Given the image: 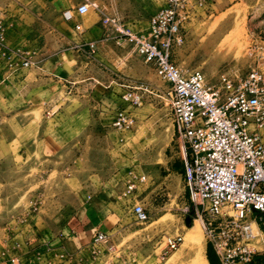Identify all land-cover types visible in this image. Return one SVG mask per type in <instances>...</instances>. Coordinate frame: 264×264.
I'll return each instance as SVG.
<instances>
[{"label":"rangeland","instance_id":"374dc122","mask_svg":"<svg viewBox=\"0 0 264 264\" xmlns=\"http://www.w3.org/2000/svg\"><path fill=\"white\" fill-rule=\"evenodd\" d=\"M77 1L0 0V60H43L70 52L78 62L88 63L86 79L75 85L81 88L61 93L50 106L51 115L44 107L29 108L20 129L7 132L9 148L0 157V264L17 263L28 254L30 242L54 234L64 218L87 200L100 198L113 215V247H92L88 260L55 251L38 256V264H94L100 250L108 252L103 264H193L198 249L205 255L208 241L201 221L191 214L182 172L167 170L171 155L180 159L169 87L126 43L108 42L107 52L97 51L90 60L83 57L78 49L99 34L100 19L92 10L78 14ZM97 2L135 31L143 30L165 4ZM64 10H71V23ZM185 13L183 41L172 49L182 75L199 70L208 85L218 87L222 75L236 80L251 69L264 72V0H187ZM127 86L142 89L139 105L122 101ZM119 109L133 116L130 128L113 126ZM175 166L182 167L180 162ZM141 176L145 180L127 192V184ZM135 204L146 209L147 221L135 220ZM194 220L200 225V242L186 237ZM177 234L183 241L168 250V239Z\"/></svg>","mask_w":264,"mask_h":264},{"label":"built area","instance_id":"2783aa9c","mask_svg":"<svg viewBox=\"0 0 264 264\" xmlns=\"http://www.w3.org/2000/svg\"><path fill=\"white\" fill-rule=\"evenodd\" d=\"M186 3L165 0L140 31L106 14L97 0H81L75 9L78 14L96 12L100 22L115 32L117 44L129 45L167 83L191 214L201 221L218 264H264L253 260L257 255L264 259V72L251 69L236 80L222 75L218 87L208 85L199 70L182 75L172 60V49L183 41ZM63 16L68 20L72 15L65 11ZM86 46L89 53L95 52L94 41ZM141 91L127 86L121 97L134 107L141 102ZM133 121L131 113L119 109L112 124L125 129ZM143 180L145 176L134 177L126 191ZM131 213L138 222L148 220L141 204L133 205ZM107 239L106 233L98 232L94 242ZM182 241L177 234L166 247L175 250Z\"/></svg>","mask_w":264,"mask_h":264},{"label":"crops","instance_id":"0c3cea01","mask_svg":"<svg viewBox=\"0 0 264 264\" xmlns=\"http://www.w3.org/2000/svg\"><path fill=\"white\" fill-rule=\"evenodd\" d=\"M13 1L16 3H19V1L28 3L35 0ZM57 1L62 3V0ZM80 1L78 0L77 2L79 3ZM65 11L71 13V10H64L62 15ZM72 20H74L73 15L66 21L71 23ZM97 28L99 31L97 33L99 34L94 40L90 39V41H94L96 44L95 54H97V51H104L105 53L107 52L108 42L117 44L115 40L116 34L114 31L108 32L101 22L100 27ZM85 30H89V28ZM86 44H81L78 50L82 51L80 54L83 57L90 60L94 53L88 52ZM28 61L29 64L24 65L22 62L14 60H0V157L5 156L9 148L7 141L9 133L7 134V132L20 129L19 126L26 110L44 107L47 110V115L50 114L52 102L57 101L61 93H64L68 88L70 90H78L81 86L75 85L86 79L85 69L88 63L78 62L70 52L62 53L61 56L56 58L49 57L43 60L32 59ZM89 78H93L98 82V78ZM108 82L111 83L113 81L109 80ZM124 103L127 104L126 102ZM177 162L181 163V159L174 158L171 155L167 162V170L172 174L180 175L182 167H176ZM87 199H91V197L88 196ZM101 199L95 202L87 200L76 212L68 215L61 221L54 234L50 235L46 233L38 241L30 242L28 254L13 264H38L36 261L38 256L49 253L53 254L55 251L65 257L83 255L87 257L85 260H88L92 258L90 249L96 247V245L108 251L109 246L114 245L110 236L112 228L111 216L113 215H110L112 214L109 208L110 205ZM98 232L107 234L108 239L106 243L94 242V237ZM107 253L101 250L98 251L96 253L97 257H93V263L103 264L102 261L107 257ZM205 257L207 264H210V260L207 257V245ZM215 261L218 263L217 258ZM89 263H92V261H89Z\"/></svg>","mask_w":264,"mask_h":264},{"label":"bare ground","instance_id":"6f19581e","mask_svg":"<svg viewBox=\"0 0 264 264\" xmlns=\"http://www.w3.org/2000/svg\"><path fill=\"white\" fill-rule=\"evenodd\" d=\"M186 237L187 238H192L193 240H196L197 242H200V238H201V233H200V225L198 220H194L190 227L187 229L186 232ZM195 264H207V260L205 255L203 254L201 249H198L195 252V260H194ZM193 263V264H194Z\"/></svg>","mask_w":264,"mask_h":264},{"label":"trees","instance_id":"16d2710c","mask_svg":"<svg viewBox=\"0 0 264 264\" xmlns=\"http://www.w3.org/2000/svg\"><path fill=\"white\" fill-rule=\"evenodd\" d=\"M186 193H187V192H186ZM191 218H192V216H191ZM207 257H208L209 260H210V264H212L211 259H212L213 257L216 258V255H215V253H214V251H213V249H212V247H211V245H210L209 243H207ZM253 260H254V262L261 263L262 258H260V257L257 255V256L254 257ZM258 260H259V262H258ZM215 264H218V263H215Z\"/></svg>","mask_w":264,"mask_h":264},{"label":"water","instance_id":"95a60500","mask_svg":"<svg viewBox=\"0 0 264 264\" xmlns=\"http://www.w3.org/2000/svg\"><path fill=\"white\" fill-rule=\"evenodd\" d=\"M190 220H191L190 218H187L186 219L187 224L190 222Z\"/></svg>","mask_w":264,"mask_h":264}]
</instances>
